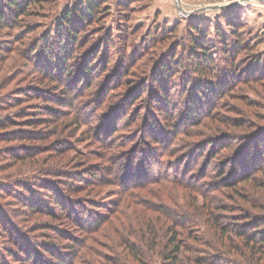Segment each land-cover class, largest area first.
I'll list each match as a JSON object with an SVG mask.
<instances>
[{
  "label": "trees",
  "instance_id": "obj_1",
  "mask_svg": "<svg viewBox=\"0 0 264 264\" xmlns=\"http://www.w3.org/2000/svg\"><path fill=\"white\" fill-rule=\"evenodd\" d=\"M0 1L13 7L15 18L37 2ZM139 1L119 0L118 6L129 8ZM106 2L86 0L85 8L79 3L64 11L55 35L47 34L40 45L31 46L35 68H42L41 76L49 72L55 84L22 91L30 96L26 101L37 93L36 98L48 102L44 110L36 111L41 118L27 123L50 127L48 139L59 137L65 126L54 115L70 113L78 129L66 126L62 149L51 150L60 155L74 151L82 172L70 175L64 196L58 192L51 197L62 210L60 218L53 216L56 212L46 191L36 189L21 196L13 186L17 198L5 203L11 216L5 223L0 218L1 240L12 238V248L0 246V264H264V125L236 145L217 125L206 122L208 116L215 117L212 111L222 108L228 91L237 90L245 80L264 77L241 73L236 66L248 46L239 31L241 24L231 14L225 16L230 37L218 35L226 56L224 70L215 63L216 50L207 30L192 23L188 51L176 48L167 53L142 81L147 65L136 66L144 53L133 57L127 53L128 32L135 28L120 23L124 29L117 27L122 31L117 40L110 30L99 37ZM4 16L0 11V26H11L14 19L5 22ZM143 45L149 47L146 40ZM115 50L119 57L114 63ZM179 72L185 81L176 95L173 81ZM146 95L156 106L154 115L142 118L136 107ZM177 105L183 108L185 126L175 118ZM20 134L12 140H47L40 134ZM85 136L101 143L97 164L76 147ZM28 151L22 149L19 156L10 150L6 156L25 160L42 152ZM165 158L176 163L166 164ZM85 174H92L94 180ZM106 185L117 187L114 201H103ZM12 191L2 188L0 197H11ZM23 230L34 236L24 237ZM62 240L64 244L56 243Z\"/></svg>",
  "mask_w": 264,
  "mask_h": 264
},
{
  "label": "rangeland",
  "instance_id": "obj_2",
  "mask_svg": "<svg viewBox=\"0 0 264 264\" xmlns=\"http://www.w3.org/2000/svg\"><path fill=\"white\" fill-rule=\"evenodd\" d=\"M118 1L107 0L105 4L107 11L103 16L104 21L101 23L102 26L97 28L100 31L99 37L105 36L107 31L110 30L109 35L113 38V41L117 40L122 33L117 27L121 26V29H124L122 23L133 30L135 28L136 31H132V34L128 32L130 47L127 53L131 57L143 55L144 53L142 60L137 62L136 66L142 68L143 63L147 65V77H142V81L147 80L149 73L154 70V66L156 67L159 61L166 57L167 53L173 52L176 48L178 52L188 51L189 39L194 36V33L189 30L192 23L198 25L200 30H207V38L216 50L214 51L216 53V56H214L215 63L220 70H224L226 56L221 49L218 35L221 32L227 38L230 37V30L225 18L230 14L241 24V30L239 31L248 44L247 48L249 47V49L245 47L246 51H241L240 56L242 57L236 60V66H238L241 73H251L255 78L259 77L258 74L264 75V2L259 0H179L177 4L175 0H140L129 6V8H119ZM85 2L86 0H37V2L30 3L25 12L15 18L13 7L9 9L4 1H0V11L5 15L3 21H9L11 17L12 20L14 19V22L10 24L11 26H0V190L6 187V189L12 191L18 187L21 196L25 195L27 191L36 189L46 191V199H48L50 207L56 212L53 216H58V218H60L62 210L56 205V201H51V197L58 192L61 196H64L65 184H68L70 175L74 173L81 174L82 170L78 167L79 160L74 157V151L61 155L60 152L53 151L62 149L61 139L66 138L68 134L65 130L66 126L73 127L71 129L78 128L74 127L70 113L67 115H54V118L63 121L65 127H60L61 130L64 129L62 136L48 139V134H51L50 127L48 128L47 125L34 126L27 123L32 118L40 119L41 113L38 114L36 111L40 112L43 107H47L48 102L36 98L39 95L37 93H31V95H35L38 100L31 98V100L26 101L30 96L24 95L22 91L30 87L42 90L44 86L49 87L51 83L55 84L49 72L44 71L45 74L41 76L39 71H42V68H35V63H33L30 56L31 46L35 43L40 45V40H43L47 34L55 35L62 13L66 10H72L79 3L83 4V8H85ZM234 3L236 5L230 6ZM178 6L187 14L180 11ZM148 37L152 38L154 42L150 41ZM145 40L149 45L146 49V45H143ZM86 49H82L81 53H85ZM246 52H249L250 56L243 57ZM113 53L114 63L118 62L117 51L115 50ZM33 55L38 56V52ZM243 78L242 81L245 80ZM183 79V73L179 72L173 81V93L176 95L181 89L179 84L181 85L185 81ZM251 80L248 82L245 80V83L240 82L237 86L238 89L236 88L237 90L233 92L228 91L230 95L223 99L222 108L219 111H212L213 113L210 114L215 117L212 119L208 116V119H206L207 124L217 125L222 134L229 137L228 139L236 145L247 134L264 125V77ZM147 85L149 86V83ZM14 97L20 100L16 101ZM150 97L146 95L144 101L136 107V110L140 109L142 118L154 115L153 109H155L156 104L151 105L149 103ZM22 100L25 102H22ZM37 105L39 109L36 108ZM176 107L175 118L178 119L177 122L182 120L181 125L185 126L187 120L184 121L182 118L183 108L178 105ZM9 124L11 127L7 126ZM239 125L246 128H238ZM200 129V127L194 128L193 131H199ZM82 131H84V128L81 131L78 130L76 136L79 137L78 139H81L80 133ZM19 133L27 134L22 135V137L28 135L33 137L40 134L41 137L47 138V140L40 142L13 141L12 137L14 135L19 136ZM142 138L144 137L142 136ZM86 139L89 138L85 136L76 147L80 152L87 153L88 158H93L90 160L91 164H97L99 163L97 158L99 157L98 152L101 150V143L95 144L96 142L93 139ZM186 139L190 140L191 138ZM28 148L29 151L39 148L42 152H37L36 155L33 154L25 160L23 158L10 159L8 155L6 156L10 150L20 156L24 152H21V150H27ZM175 161L173 158L164 159V162L170 165L175 164ZM85 175L92 178V174ZM98 176L102 175L98 174ZM92 180H94V177ZM15 185L16 187L13 188ZM114 189H117V187L111 185L104 187L103 201L109 202L116 199V196L113 195ZM12 192L11 197H5L4 195L0 197V218L4 223L11 216L9 214L10 207L5 203H13L14 199L17 198L15 191ZM6 193L7 195L11 194L9 191ZM80 195H84V193ZM72 196V198L75 197ZM76 196L82 197L77 194ZM177 202H183V199L177 197ZM22 209L23 212H21L25 215L26 208ZM46 220L48 222L52 221L51 218ZM23 232L25 231L23 230ZM33 236L29 232L24 233V237L32 238ZM11 239L7 237L4 242L0 236V246H10L12 248V245L9 244ZM56 243L60 245V243L64 244L65 242L62 240Z\"/></svg>",
  "mask_w": 264,
  "mask_h": 264
},
{
  "label": "water",
  "instance_id": "obj_3",
  "mask_svg": "<svg viewBox=\"0 0 264 264\" xmlns=\"http://www.w3.org/2000/svg\"><path fill=\"white\" fill-rule=\"evenodd\" d=\"M176 1V3L178 4L179 2V0H175ZM259 1H261V2H264L263 0H259ZM233 5H236L235 3L234 4H232V5H230V6H233ZM216 8H219V7H216ZM178 9L180 10V11H182L183 13H186L184 10H182V8L181 7H179L178 6ZM187 14V13H186Z\"/></svg>",
  "mask_w": 264,
  "mask_h": 264
}]
</instances>
